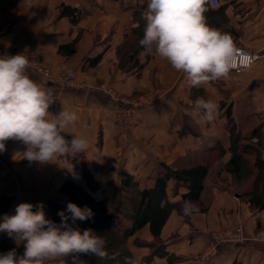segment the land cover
Wrapping results in <instances>:
<instances>
[{
  "label": "crops",
  "instance_id": "0c3cea01",
  "mask_svg": "<svg viewBox=\"0 0 264 264\" xmlns=\"http://www.w3.org/2000/svg\"><path fill=\"white\" fill-rule=\"evenodd\" d=\"M62 5L80 9L83 16L73 23L61 15ZM146 5L147 0H0V52L24 51L29 62L40 61L74 78L73 84L44 83L37 69L30 64L27 68L32 80L52 90L50 113L62 109L77 113L79 119L65 130V138L79 136L89 144L86 153L75 158L56 157L41 164L18 156L25 150L21 141H5L0 155L12 173L6 184H0V197L14 200L7 212L0 213V222L4 214H14L19 203L42 202L46 218L59 225L57 213L68 202L82 207L72 196L81 190L104 203L108 224L121 237L132 223L127 216L134 201L130 193L153 188L166 167L202 163L204 149L220 143L224 155L212 165L201 192L207 210L184 217L173 209L158 237L146 225L123 241L124 250L136 264L149 256V264H264V210L251 209L225 171L231 158L228 114L240 128L262 126L264 131V0H224L218 8L208 0L207 24L259 57L242 74L230 71L226 79L195 87L154 52H140L139 62L124 60L136 42L124 46L126 37L144 20ZM144 92L154 96V103L140 108L130 126L120 125L116 110ZM199 98L218 105L214 120L204 121L194 110ZM82 162L93 184L79 169ZM166 192L173 204L182 201L187 188L176 187L175 179H170ZM72 227L90 228L79 220ZM237 227L243 228L244 242L222 244L215 256L203 257L215 230ZM0 242L23 256L24 246L17 247L6 233L0 232ZM85 256L80 259L85 261ZM65 260L71 264L70 256ZM45 264H59V258Z\"/></svg>",
  "mask_w": 264,
  "mask_h": 264
},
{
  "label": "clouds",
  "instance_id": "9594fccd",
  "mask_svg": "<svg viewBox=\"0 0 264 264\" xmlns=\"http://www.w3.org/2000/svg\"><path fill=\"white\" fill-rule=\"evenodd\" d=\"M208 0H147L143 13L145 26L140 45L147 53H155L178 72L190 86H200L228 78L236 58L233 37L211 28L205 13ZM29 60L23 54L0 55V153L6 150L5 141L14 139L25 145L20 158L29 162H53L56 157H71L86 153L87 139L65 138V130L79 119L75 111L50 113L53 104L51 89H46L27 75ZM194 110L204 121L218 115V105L199 98ZM73 166L71 167V169ZM35 208V210H34ZM185 216L199 213V207L186 200L182 207ZM57 225L46 218L43 203L22 202L14 214H4L0 232L6 233L17 247L24 246L23 256L15 249L0 254V264H45L59 258V264H85L81 254L99 259H115L106 251V240L92 229L81 231L72 227L77 220L86 221L94 215L87 207L68 202L57 213ZM69 220L72 224H69ZM124 264H136L125 257Z\"/></svg>",
  "mask_w": 264,
  "mask_h": 264
},
{
  "label": "trees",
  "instance_id": "16d2710c",
  "mask_svg": "<svg viewBox=\"0 0 264 264\" xmlns=\"http://www.w3.org/2000/svg\"><path fill=\"white\" fill-rule=\"evenodd\" d=\"M147 8V5L144 7ZM62 16H68L75 23L83 16L82 11L67 5L60 7ZM145 20H142L134 32L127 35L125 45L136 40L131 49L125 52V58L130 62H139L138 56L144 49L140 45L143 38ZM139 41V42H137ZM125 49V48H124ZM123 49V50H124ZM99 58L91 61L96 65ZM127 64V63H126ZM134 64V63H133ZM137 64V63H136ZM228 132L230 135L229 151L231 158L225 165V171L231 175L232 183L235 185L241 199L248 202L253 210H264V131L262 126H257L246 132L240 128L231 113L228 114ZM224 148L220 143L204 149V161L184 168L166 167V171L158 175L155 185L151 189L130 193L134 198L132 208L127 216L132 220L131 226L123 229L122 238L117 231H113L108 224V217L103 202L94 200L88 193L77 190L72 194L73 199L77 200L82 207H89L94 213L91 219L86 220L90 228L106 240V251L109 256L115 255V259H99L92 255H87L84 260L90 264H124L125 257H128L124 250L123 241L132 236L137 230L149 225L155 237L160 235L161 229L173 209L181 215L182 207L186 200H190L199 207V212H204L207 207L202 203L201 192L204 188L205 179L215 160L224 155ZM84 176L93 184L85 164L82 162L78 166ZM170 179H175L176 187L184 186L187 192L182 194V201L169 204L167 201V186ZM134 186V184H132ZM14 197H0V213H5L10 208ZM13 250L8 244L0 242V254ZM129 258V257H128ZM151 256L144 259L143 264H149Z\"/></svg>",
  "mask_w": 264,
  "mask_h": 264
},
{
  "label": "built area",
  "instance_id": "2783aa9c",
  "mask_svg": "<svg viewBox=\"0 0 264 264\" xmlns=\"http://www.w3.org/2000/svg\"><path fill=\"white\" fill-rule=\"evenodd\" d=\"M224 0H209L213 8H218L222 5ZM236 58L233 63L231 71L235 74H242L250 70L256 63L259 55L252 49L245 48L243 46H235ZM30 65L37 69L43 77L44 83H56V84H73L74 78L62 72H57L51 68L44 66L36 61L31 60ZM110 95L118 101H121V97L118 96L113 90L108 89ZM155 101L154 96H139L124 101V105L116 110L117 122L125 127L132 124L136 112L145 106L152 105ZM12 168L7 165L0 155V184H6ZM245 240L244 231L242 227L237 229L226 228L225 231L217 230L211 234V238L206 246V250L203 253L205 259H209L215 256L218 252V248L222 244L242 243Z\"/></svg>",
  "mask_w": 264,
  "mask_h": 264
},
{
  "label": "rangeland",
  "instance_id": "374dc122",
  "mask_svg": "<svg viewBox=\"0 0 264 264\" xmlns=\"http://www.w3.org/2000/svg\"><path fill=\"white\" fill-rule=\"evenodd\" d=\"M5 53L2 51V52H0V55H4ZM9 54H12V55H16V54H23L25 57H27V58H30L29 56H28V54L27 53H25L24 51H21V50H18V49H16V50H14V51H12V52H10ZM33 61H36V60H33ZM37 63H40V61H36ZM29 64H30V62H29ZM41 64V63H40ZM43 65V64H42ZM149 95H151V96H153L151 93H149V92H144V93H141V94H138V95H135V96H132V98H134V97H139V96H149ZM244 122V121H243ZM242 122V123H243ZM245 123V122H244ZM256 126H252V125H248L247 127H245V129L244 128H242V129H244L246 132H248V131H250L251 129H253V128H255ZM204 158H205V156H203V160H204ZM217 160H215L214 161V163L216 162ZM213 163V164H214ZM233 186L235 187V185L233 184ZM238 228V227H237ZM237 228H231V229H237ZM225 229L226 228H222V229H218V230H223V231H225ZM215 231H217V230H215Z\"/></svg>",
  "mask_w": 264,
  "mask_h": 264
}]
</instances>
